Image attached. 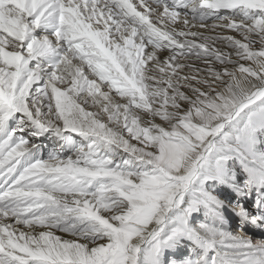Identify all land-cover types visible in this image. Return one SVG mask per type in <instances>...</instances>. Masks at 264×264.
Segmentation results:
<instances>
[{
	"label": "snow or ice",
	"instance_id": "1",
	"mask_svg": "<svg viewBox=\"0 0 264 264\" xmlns=\"http://www.w3.org/2000/svg\"><path fill=\"white\" fill-rule=\"evenodd\" d=\"M0 264H264V0H0Z\"/></svg>",
	"mask_w": 264,
	"mask_h": 264
}]
</instances>
